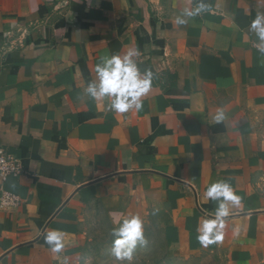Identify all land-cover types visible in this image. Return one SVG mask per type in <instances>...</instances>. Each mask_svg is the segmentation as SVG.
Wrapping results in <instances>:
<instances>
[{
	"label": "crops",
	"instance_id": "1",
	"mask_svg": "<svg viewBox=\"0 0 264 264\" xmlns=\"http://www.w3.org/2000/svg\"><path fill=\"white\" fill-rule=\"evenodd\" d=\"M258 15L264 0H0V146L22 168L0 180L21 200L0 207V264H79L132 216L198 241L221 202L206 196L216 182L240 203L226 202L222 240L202 246L264 264ZM129 53L152 79L121 114L86 89L101 57Z\"/></svg>",
	"mask_w": 264,
	"mask_h": 264
},
{
	"label": "clouds",
	"instance_id": "2",
	"mask_svg": "<svg viewBox=\"0 0 264 264\" xmlns=\"http://www.w3.org/2000/svg\"><path fill=\"white\" fill-rule=\"evenodd\" d=\"M205 5L201 3L197 12ZM194 12H186L185 15L192 16ZM183 19H178L177 23H185ZM251 29L256 31L259 39L264 41V16L258 15L251 23ZM264 52V47L258 49ZM97 80L88 84L86 92L93 100L107 99L110 111L116 113H126L132 108L141 107V97L145 95L151 86L152 73L150 71L141 73L137 63L132 58V54L112 55L111 57H101V63L96 66ZM218 116L217 120L222 119ZM206 196L213 201H221L216 210V218L205 220L198 241L203 246L216 243L222 240L223 228L221 218L229 214L228 201L233 204L240 203V197L235 195L231 186L224 182H216L210 185L206 191ZM113 247L112 255L117 260H128L131 262L132 255L137 245H145L147 240L144 236V224L139 216H132L124 219L118 227L112 229ZM45 242L52 246V250L60 252L63 243L62 237L57 231L49 232L45 236Z\"/></svg>",
	"mask_w": 264,
	"mask_h": 264
},
{
	"label": "rangeland",
	"instance_id": "3",
	"mask_svg": "<svg viewBox=\"0 0 264 264\" xmlns=\"http://www.w3.org/2000/svg\"><path fill=\"white\" fill-rule=\"evenodd\" d=\"M141 220L147 243L137 245L131 262L117 260L112 255V228L96 238L79 264H229L225 258L204 248L197 240L167 231L153 216L148 215Z\"/></svg>",
	"mask_w": 264,
	"mask_h": 264
},
{
	"label": "built area",
	"instance_id": "4",
	"mask_svg": "<svg viewBox=\"0 0 264 264\" xmlns=\"http://www.w3.org/2000/svg\"><path fill=\"white\" fill-rule=\"evenodd\" d=\"M22 168L19 158L11 154L7 149L0 146V180H5L8 176H19ZM18 196L9 192H1L0 207L11 208L20 204Z\"/></svg>",
	"mask_w": 264,
	"mask_h": 264
}]
</instances>
